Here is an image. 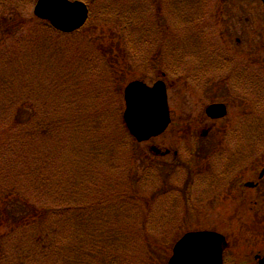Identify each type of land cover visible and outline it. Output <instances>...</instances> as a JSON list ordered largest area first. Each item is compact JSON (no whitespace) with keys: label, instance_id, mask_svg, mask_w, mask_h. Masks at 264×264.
Instances as JSON below:
<instances>
[{"label":"trees","instance_id":"16d2710c","mask_svg":"<svg viewBox=\"0 0 264 264\" xmlns=\"http://www.w3.org/2000/svg\"><path fill=\"white\" fill-rule=\"evenodd\" d=\"M21 5L0 0L5 12L21 11ZM12 17L0 12V264H137L133 255L147 241L154 197L150 188L135 189L142 181L137 174L145 180L148 170L134 167L135 151L127 150L132 139L119 118L122 107L114 111L121 95L116 93L115 102L111 78L121 79L128 69V44L105 34L83 38L90 49L79 48L70 45L73 35L31 17ZM71 47L78 57L74 65L88 70L101 89L94 101L84 97L83 86L72 98L65 84L53 81L52 58ZM42 58L51 70L49 79L44 70L48 85L39 93L42 77L34 71ZM17 67L18 79L10 76ZM113 115L120 121H110ZM126 169L129 185L123 186L119 174Z\"/></svg>","mask_w":264,"mask_h":264},{"label":"rangeland","instance_id":"374dc122","mask_svg":"<svg viewBox=\"0 0 264 264\" xmlns=\"http://www.w3.org/2000/svg\"><path fill=\"white\" fill-rule=\"evenodd\" d=\"M13 1L14 0H12V3ZM78 1H86L87 3L90 2V4L94 1L95 4H91L89 6V18L86 22V26L81 30L80 34L74 35L75 38L71 40V42L74 43L70 45L75 47L77 45L79 48H85L84 46H88V44L83 45L81 43L83 38H88L89 41H91V39L93 40L97 36L101 37L105 34L110 37H114L120 42L123 40L122 42L129 44L128 48L124 49L123 54L127 53L129 56L128 59L133 57L132 60L135 67L132 65L131 68L134 73L130 69L131 65H129V68L124 74H119L121 79L119 77L117 80L115 78H111V81L117 88V90L116 88L114 91L112 90L113 93H115V102H117L116 93H119L122 96L124 87L131 79L141 81L147 86H152L156 81V69L157 71L161 69L165 72L168 79L167 82L175 81L179 83V78H182L185 81L183 85H188L190 83L195 84L194 76L196 74L194 70H191V62L190 60L182 57V55H194L195 58H197L201 57L199 53L217 51L223 48V50L221 49L219 51L220 55L228 58L230 61V66L228 67L231 71L238 67V69H235L234 71L240 76H236L235 79L234 77L228 79L227 84L224 86L226 90L223 88L222 91H219V95L223 100H227L231 103L234 102L231 107V114L237 113V117L233 118L234 115H231L230 118H232V120L222 122L223 131L212 135L205 153L211 160V168L212 170H216L215 175L217 177L219 174L223 173L225 169H227L230 164L231 157L234 156L232 153L236 152L241 146L240 144L235 146L231 143L222 144L221 141L224 139L223 135L225 133L229 137L228 139L234 142L243 136L248 138L252 137V142H248L246 139L243 144V148L247 152L245 155L250 154L251 151H261V146L264 140V7L259 0H162V7H159V12H162L159 23L164 30L171 29V38H173L171 40H175V38H177V35L174 33L176 30L175 28H172L176 21V25L179 27V33L182 32V28L184 26L191 24H195L197 31L199 32V30H201L200 21L203 24L208 25L210 29L207 36H182L176 41L177 47L173 46V44H175V41H173V44H171L172 46H166L165 49L162 45L158 49L155 48L152 46L154 44L153 41L149 43V46L151 47L145 48L144 42L142 41L144 38V34L142 32L145 30V27H141V24H147L149 15L157 14V12L148 13L146 7L149 2L156 6L158 0ZM20 2L22 3L21 11L6 10L5 12L4 9L0 8V12L3 13V18L7 17V19H10L13 15L12 18H14V16H22L25 20H30L29 17L35 20L32 12L36 0H20ZM194 3H198V5L195 8H192ZM191 8L194 10V14L204 9L203 17L201 16L196 20L194 15L191 13ZM180 10L186 12L187 15L182 16L180 14ZM177 13V17H183L184 20L175 18ZM149 20L151 19L149 18ZM192 20L195 21L192 22ZM210 23H212L211 25L217 26L218 30L215 27H211ZM105 31L110 32V35ZM219 34L222 35L223 42L221 41ZM153 37L154 39L157 38L155 43L160 45L158 38L161 37ZM236 40H239L240 43L237 44ZM1 43L2 41H0V45ZM11 45L12 43L9 42L1 52L4 50L7 51ZM75 47H71L68 53L65 52L58 58H52V62L56 66L53 67L51 71L53 81L59 82V86L65 84L67 87V93L72 98L73 96H76L77 90L82 91L81 86H83V91L87 94L84 95V97H90V99H93L92 101H94L100 95L101 89L97 85L98 83L96 80L93 77H90L91 75H88V70L84 68L79 70L77 69V66L74 65L75 63L78 65V57L74 52ZM153 52H160L159 55H161V59L157 58L159 55L155 57V61H157V68H153L154 65H151V63L150 65H146V63H144L148 57L155 56ZM14 54L15 51L12 53V56ZM220 55L217 53V56ZM174 56L180 57L177 59L178 64L180 65L179 71H176L177 67L171 64V62L174 61ZM167 57H172V59ZM205 57L208 59L209 63H214V58L210 54H207ZM220 60L221 59H219V61ZM83 63L85 64V61ZM15 64L17 66L16 60L13 59L11 65L14 66ZM148 66L152 67L153 70L149 69ZM194 66L196 67L195 61ZM221 67H223V65L218 62L215 68ZM47 69L48 67L45 66L44 58H42V63H39V66L35 68L34 71L35 77L38 75L42 77L40 81L43 83L39 82V93H41L48 85L45 84L46 77L44 72V70ZM105 69L109 74L110 71L107 70L108 68ZM50 70L51 69L49 68L47 71L48 79L50 77ZM177 73L179 78L175 75ZM223 73L226 75V73L230 72L227 70L225 72L217 71L216 74L223 76ZM12 75L18 79V67L17 70L12 68L10 76ZM219 76L216 77L219 78ZM241 76H244V79L246 80L249 79L250 82L249 80L247 82L246 80L242 82ZM128 79L129 81L127 82ZM214 80L216 81V78H214ZM197 82L201 83L197 84L199 89L197 100L202 99L205 102L207 98V88H203L205 84L202 80L200 81V78H197ZM103 83V86L106 88L104 80L103 82L101 81V84ZM174 84H168L169 86L174 87H170L167 91L169 96L168 106L171 111L172 124L167 130L168 132H166L161 139L155 138L150 142V144L161 148H166L169 145L177 147L174 146L175 142L173 141L176 137L175 135H177L178 131L182 128L185 116H189V114L195 109V106L192 105V103L195 105L194 99H188L189 92L187 93V91L176 87ZM228 84H232V86H229ZM235 84L236 87H233ZM111 88L112 86L107 89L108 94ZM39 95L41 96L42 94ZM118 101L119 103L115 105V110L113 108L114 111H116L119 106L124 107L122 98L118 99ZM249 101L252 103H249ZM200 108H202L201 104H199L197 109L200 110ZM198 110L193 113L194 118L198 114ZM254 117L257 119L255 121H250ZM113 118V121L117 122L119 118L121 119V116H119V118L117 117L116 120V117L113 115L109 118V120L112 121ZM176 119H180L182 121L181 126L177 129H175L174 121ZM206 122L207 124L202 127L205 131L208 130L209 125L212 124L210 121ZM131 142L133 147L127 150L133 152L132 149H134L135 151L137 161L134 162V167L137 169H142V167L145 169H151L155 167L159 176L157 182L155 183L153 181L150 182L151 179L144 180L142 173H138L137 176H140L142 181H136L138 186L135 189L139 190L138 188L140 187V189L146 191V183H149L148 185H150L152 191H156L157 188L163 190L162 195H160L163 200L161 198L155 200L157 201L155 206L156 211L147 215V225L145 230V237L147 241L142 242L137 247V254L133 255V259H135L134 261L137 264H167L171 254L170 250L175 242L183 235H180L183 230L185 229L186 232L199 230L200 227H202V223L197 224V221L193 219V214L188 209L189 206L187 204L186 208L182 209L184 204H182L181 199V188L184 183L182 182L181 185L180 177L176 176L175 178H172L173 175L168 174V171L165 170L166 168L163 166L162 161H159V159L152 160L146 149L147 145H145L144 148L141 145L139 148H136L134 141L131 140ZM142 155L146 158L144 162ZM126 158L127 157L124 155V161ZM103 162L104 160L102 159L100 163ZM122 162L123 161L120 160L118 161V164H121ZM180 170L183 171L182 169ZM176 171L174 173H176ZM119 176L122 179L123 186L126 185V182L128 184V181L126 180L128 176L127 169L124 173L119 174ZM163 180L164 187L162 188ZM154 184H156V186ZM222 187V185L211 186V189H209L210 195H196L199 188L194 187L192 195H196V198L200 199H211L214 194L218 195L220 193ZM233 188L234 187L232 186L231 189ZM116 190H119V188ZM244 193L247 196L245 199H239L238 196H240L241 193L236 191V200L230 201L229 206L227 204H223L227 220H221L220 224L215 221L214 214L219 208H217L215 212V203L213 201L209 202L212 206L211 211L206 212V210H203V212H206L205 214H207L205 216L211 217L210 219H212V223L209 225L214 228H218L220 231L229 236L233 245L238 248L234 249L235 252L241 251L239 255L235 256V259L231 264H256L255 261L251 260L252 257L258 254L257 251L264 250V186L254 192H246V190H244ZM249 195L252 196L248 198ZM247 201H252V203L249 204ZM254 202L257 203L256 207H254ZM204 208V206H201V209ZM242 208H244L248 217L245 221H240L239 218L242 215L241 212L238 211H241ZM250 209L256 210V212L247 213ZM133 216L137 218L138 213L133 212ZM223 227H226V229L224 228L225 231ZM249 259L251 261H249Z\"/></svg>","mask_w":264,"mask_h":264},{"label":"water","instance_id":"95a60500","mask_svg":"<svg viewBox=\"0 0 264 264\" xmlns=\"http://www.w3.org/2000/svg\"><path fill=\"white\" fill-rule=\"evenodd\" d=\"M264 4V0H261ZM33 14L48 21L53 29L71 33L80 29L87 20L86 7L67 0H38ZM124 121L137 141L148 140L162 134L169 124L165 87L156 83L152 88L135 82L124 90ZM218 108V107H216ZM209 109V113L216 110ZM224 239L211 233L185 235L174 247L168 264H221ZM260 264H264L262 261Z\"/></svg>","mask_w":264,"mask_h":264},{"label":"flooded vegetation","instance_id":"af4514ba","mask_svg":"<svg viewBox=\"0 0 264 264\" xmlns=\"http://www.w3.org/2000/svg\"><path fill=\"white\" fill-rule=\"evenodd\" d=\"M212 24V23H211ZM211 27H215L217 29V26L215 25H211ZM218 30V29H217ZM221 41L223 42L222 39V35L219 34ZM212 85V87L215 88H222L223 86L219 83V82H215V83H210ZM212 89H209V91H211ZM211 93H215L213 94V97L215 100V103L217 104H224L226 106V111H227V115L225 117L224 120H227L228 117L230 116V103L229 101H224L222 98L220 100L219 97V93L218 92H209ZM234 103V102H232ZM218 121H213L212 123H216ZM215 127V124H212L210 126V131L212 132V129ZM210 132V133H211ZM222 131H213L212 133H221ZM209 132L207 133L206 137H204L206 140H208L209 138ZM201 137V136H200ZM225 137H226V133L223 135V140L222 142L224 144H226L225 141ZM195 139H199V137H196ZM241 144V143H240ZM246 152L244 151V148L241 147L239 148L238 151H236L234 153L235 158L233 161V164H230L227 169L224 170L223 173L219 174L217 177L215 174H211L212 178V183L214 184V186H219V185H223V188L221 190V194L215 195L210 199L214 202H218L219 206H217L218 211L216 212L215 209V219L217 220H223L225 213H224V206L223 204H227L229 206V202L232 200H234V198H236V191H239L241 194L240 196H238V198L240 199H245V197H247L244 193V190H246V192H254L257 191L259 189H261V187L264 186V148L263 150L259 151L258 153H256L255 156H243V154H245ZM198 158H202V154H199ZM231 158V159H232ZM205 163H193V165L196 166L195 172L197 174L201 175H210L211 171H210V159L208 157H206ZM240 160V163H238ZM247 160V162H245ZM244 161V162H243ZM197 176V175H194ZM232 186L234 187L233 189ZM252 195H249L248 198H250ZM249 204L252 203V201H247ZM256 203L254 202V207H256ZM241 215H244V208H242L241 211ZM253 210L250 209L249 211H247V213H252ZM211 223H212V219H211ZM220 224V223H218ZM221 226V225H220ZM222 227V226H221ZM224 229V227H223ZM210 231H214L217 233H222V231H220L218 228H211ZM224 236V234H223ZM226 239L227 237L224 236ZM228 241V239H227ZM228 253H230V255L232 256V253L234 254V252H232L231 247L226 250H224L223 254H222V260H223V264H225L226 260L225 257L228 255ZM262 253V252H261ZM261 253H258L257 255H262ZM256 256V255H255Z\"/></svg>","mask_w":264,"mask_h":264}]
</instances>
